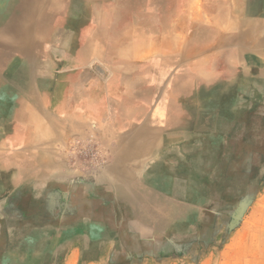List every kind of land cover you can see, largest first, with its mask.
<instances>
[{
	"label": "crops",
	"instance_id": "obj_1",
	"mask_svg": "<svg viewBox=\"0 0 264 264\" xmlns=\"http://www.w3.org/2000/svg\"><path fill=\"white\" fill-rule=\"evenodd\" d=\"M82 3L94 5L81 8L84 24H55L50 73L8 74L10 61L0 63V199L38 193L39 221L52 225L39 231L49 237L115 240L127 229L151 239L163 223L177 238L201 206L190 160L221 153V118L264 79V0H214L207 35L195 18L186 32L171 29L164 6L150 7L143 27L135 0ZM194 5L188 12L198 13ZM95 62L102 74L89 70Z\"/></svg>",
	"mask_w": 264,
	"mask_h": 264
},
{
	"label": "rangeland",
	"instance_id": "obj_2",
	"mask_svg": "<svg viewBox=\"0 0 264 264\" xmlns=\"http://www.w3.org/2000/svg\"><path fill=\"white\" fill-rule=\"evenodd\" d=\"M143 1L135 0L137 21L143 27L150 17L149 8L164 6L169 10L171 29L185 31L189 26L185 19L196 18V30L207 35L206 10L214 0H192L198 10L195 14L188 12V0ZM81 4L73 5L65 16L74 27L86 22L81 8L88 10L94 6ZM153 17L160 18L161 14ZM178 22L184 24L176 26ZM54 24L51 29L55 33ZM37 51L38 62L47 68L46 74L50 73L47 64L50 51L44 45ZM205 62L201 65L202 73L208 71ZM89 70L103 72L98 62L90 65ZM253 83L243 90L229 116L221 118L227 122L217 143L221 153L216 158L189 162L194 168L193 180L200 187L201 206L198 213L195 211V222L179 224L177 238L163 223L152 225L151 239L134 237L127 229L120 231L121 238L115 240L87 242L70 238V232L65 230L59 231L57 237L56 234L49 237L48 232L39 231L40 227L52 225L39 221L43 209L38 193L27 188L24 193L13 192L10 198L0 199V264H66L68 258V264H264V79ZM185 218H189L187 213ZM135 230L137 235L144 234ZM113 242L117 244L115 247H111ZM72 249L76 253L70 257Z\"/></svg>",
	"mask_w": 264,
	"mask_h": 264
},
{
	"label": "bare ground",
	"instance_id": "obj_3",
	"mask_svg": "<svg viewBox=\"0 0 264 264\" xmlns=\"http://www.w3.org/2000/svg\"><path fill=\"white\" fill-rule=\"evenodd\" d=\"M84 0H0V63L6 58L10 65L5 70L8 74H46L43 64L38 61L39 46L44 45L48 51L54 50L51 41L57 44L60 34H54L52 24L59 19L63 23L60 29L68 30L69 23L65 15L73 5L81 6ZM97 1V0H96ZM109 1V0H108ZM132 1V0H131ZM145 1V0H144ZM143 1V2H144ZM163 1V0H162ZM184 1V0H182ZM94 2V1H93ZM205 2V1H204ZM225 2V1H224ZM107 3V2H106ZM111 3V2H110ZM124 3V2H122ZM91 4V3H90ZM89 4V5H90ZM109 4V3H108ZM118 4V3H117ZM145 4V3H144ZM189 6H193L192 0H188ZM205 4V3H203ZM105 5V4H104ZM112 5V4H111ZM212 5V4H211ZM107 6V5H106ZM153 6V5H151ZM126 7V6H124ZM159 7V6H158ZM182 7V6H181ZM195 7V5H194ZM235 7V6H234ZM174 8V7H172ZM180 8V7H179ZM183 8V7H182ZM193 8V7H192ZM96 9V8H94ZM158 9V8H157ZM224 9V8H223ZM89 10V9H88ZM105 10V9H104ZM130 10V9H129ZM95 11V10H94ZM127 11V10H126ZM169 11V10H168ZM176 11V10H175ZM208 10H206L207 12ZM119 12V11H118ZM125 12V11H124ZM165 12V11H164ZM205 12V11H204ZM190 13V12H189ZM212 13V12H211ZM197 15V14H196ZM217 15V14H216ZM146 16V15H143ZM165 16V15H164ZM207 16V15H206ZM240 16V15H239ZM241 17V16H240ZM139 18V17H138ZM149 18V17H148ZM199 18V17H198ZM216 18V16H215ZM229 18V17H228ZM105 19V18H104ZM107 19V18H106ZM196 19V18H195ZM231 19V18H230ZM137 20V19H136ZM182 20V19H181ZM208 20V19H207ZM109 22V20H107ZM128 21V20H127ZM192 21V20H191ZM198 21V20H195ZM218 21V20H217ZM223 21V20H222ZM241 21V20H240ZM129 22V21H128ZM133 22V21H132ZM145 22V21H144ZM221 22V21H220ZM130 23V22H129ZM54 24V25H55ZM184 24V23H183ZM181 24V25H183ZM211 24V23H210ZM215 24V23H214ZM218 24V22H217ZM240 25V23H238ZM246 24V23H245ZM127 25V24H126ZM216 25V24H215ZM227 25V24H226ZM242 25V24H241ZM240 25V26H241ZM166 26V25H165ZM212 26V25H211ZM243 26V25H242ZM57 27V26H56ZM55 27V28H56ZM182 27V26H181ZM184 27H186L184 25ZM225 27V26H224ZM235 27V26H234ZM239 27V26H237ZM54 28V27H53ZM147 28V27H146ZM188 28V27H187ZM236 28V27H235ZM240 28V27H239ZM59 29V30H60ZM217 29V27L215 28ZM108 30V29H107ZM118 30V29H117ZM116 30V31H117ZM121 30V29H120ZM124 30V28H122ZM149 30V29H148ZM158 30V29H157ZM185 30H187L185 28ZM240 30V29H239ZM243 30V29H242ZM115 31V30H114ZM154 31V29H153ZM226 31V30H225ZM241 31V30H240ZM186 32V31H185ZM217 32V31H216ZM61 33V32H60ZM98 33V32H96ZM68 34V33H67ZM64 35V33H63ZM119 35V34H118ZM172 35V34H171ZM165 36V35H164ZM190 36V35H189ZM192 36V35H191ZM85 37V36H84ZM119 37V36H118ZM169 37V36H168ZM171 37V36H170ZM101 38V37H100ZM245 38V37H244ZM66 39V38H65ZM162 39V38H161ZM222 40V39H221ZM182 41V40H181ZM53 42V41H52ZM63 42V41H62ZM119 42V41H118ZM122 42V41H121ZM196 42V41H195ZM59 43V42H58ZM85 43V42H84ZM98 43V42H97ZM103 43L104 40H103ZM181 43V42H180ZM116 44V43H115ZM118 44V43H117ZM199 44V43H198ZM216 45V44H215ZM103 46V45H102ZM111 46V45H110ZM163 46V45H162ZM172 46V45H171ZM182 46V45H181ZM115 47V46H114ZM113 47V48H114ZM187 47V46H186ZM43 48V47H42ZM174 48V47H173ZM77 49V48H76ZM175 49V48H174ZM179 49V48H178ZM190 49V48H189ZM188 49V50H189ZM204 49V48H202ZM46 51V49H45ZM97 53L95 56L105 58V53ZM178 52V51H177ZM193 52V51H192ZM197 52V51H196ZM167 53V52H166ZM169 53V52H168ZM84 54V53H83ZM110 54V53H109ZM134 54V53H133ZM163 54V52H162ZM240 54V53H239ZM47 55V54H46ZM188 55V54H187ZM203 55V54H202ZM201 55V56H202ZM41 56V55H40ZM78 56V55H77ZM135 56V55H134ZM133 56V58H134ZM169 56V55H168ZM178 56V55H177ZM189 56V55H188ZM199 56V55H198ZM16 57L17 60L12 59ZM208 57V56H207ZM44 58V57H43ZM42 58V59H43ZM80 58V57H79ZM158 58V57H157ZM167 58V57H166ZM165 58V59H166ZM156 59V58H155ZM176 59V58H175ZM97 60V59H96ZM173 60V58H172ZM188 60V59H187ZM207 60V59H206ZM13 61V62H11ZM168 61V60H167ZM157 62V61H156ZM184 62V61H183ZM193 62V61H192ZM108 63V62H107ZM86 64V63H85ZM111 64V63H110ZM117 64V63H116ZM184 64V63H183ZM194 64V63H193ZM148 65V64H147ZM101 66V65H100ZM103 66V65H102ZM85 67V66H83ZM110 68V67H109ZM106 69V68H105ZM4 71V70H3ZM61 71V70H60ZM67 71V70H66ZM58 72V71H57ZM68 74V73H65ZM71 74V73H70ZM167 75V74H166ZM21 76V75H20ZM27 76V75H26ZM19 79V77H18ZM24 79V78H23ZM1 82V81H0ZM13 84V83H12ZM34 85V84H32ZM1 86V85H0ZM23 86V85H22ZM31 87H29L30 89ZM7 90V89H6ZM32 90V89H31ZM35 90V89H34ZM8 93V92H7ZM32 95V94H31ZM3 96V95H2ZM15 97V96H14ZM9 99V98H8ZM8 99L7 102H8ZM14 99V98H12ZM5 100V101H6ZM34 100V99H33ZM29 101V100H28ZM75 102V101H74ZM174 102V101H173ZM74 104V103H73ZM10 105V104H8ZM2 111V110H1ZM28 111V110H27ZM15 117V116H14ZM13 119V117L11 118ZM16 119V118H15ZM26 119V118H25ZM16 122V121H15ZM17 123V122H16ZM17 131V130H16ZM18 132V131H17ZM16 136V135H15ZM7 141V140H6ZM5 141V142H6ZM128 142V141H127ZM125 147V146H124ZM4 148V147H3ZM4 153V152H3ZM3 155V154H2ZM14 155V154H13ZM29 162V160H28ZM32 163V162H31ZM9 165V164H8ZM32 165V164H31ZM7 166V165H5ZM17 169V167H16ZM20 169V168H19ZM33 169V168H32ZM21 173V172H20ZM1 184V183H0ZM76 223V222H75ZM30 232V231H29ZM29 235V233H28ZM57 237V236H56ZM20 240V239H19ZM49 246V245H48ZM13 247V246H12ZM48 248V247H47ZM37 250V249H36ZM26 252V251H25ZM26 254V253H25ZM30 254V253H29ZM23 257V255H22ZM27 257V256H26ZM33 258V257H31ZM42 259V258H41ZM23 260V259H22ZM33 261V260H32Z\"/></svg>",
	"mask_w": 264,
	"mask_h": 264
}]
</instances>
